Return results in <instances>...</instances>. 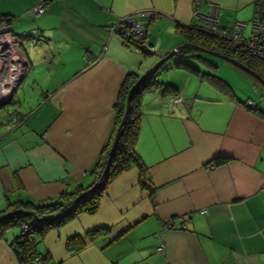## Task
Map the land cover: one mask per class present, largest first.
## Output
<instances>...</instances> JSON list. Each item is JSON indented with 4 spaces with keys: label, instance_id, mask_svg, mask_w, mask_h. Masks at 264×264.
<instances>
[{
    "label": "crops",
    "instance_id": "obj_1",
    "mask_svg": "<svg viewBox=\"0 0 264 264\" xmlns=\"http://www.w3.org/2000/svg\"><path fill=\"white\" fill-rule=\"evenodd\" d=\"M39 1L0 0L28 63L9 103L17 108L0 117V211L91 185L113 141L125 76L143 75L183 43L176 22L195 21V0H46L35 16ZM209 2L219 6L220 27L247 19L241 8L255 13L253 0H200L198 9L208 12ZM146 12L157 13L145 20L149 55L112 29ZM218 77L223 85L173 67L158 71L160 84L141 98L135 144L152 191L140 186L135 165L117 174L95 212L43 236L45 264H264V106L249 97L253 90H232ZM16 231L0 239V264H19L9 245ZM74 235L81 241L67 248Z\"/></svg>",
    "mask_w": 264,
    "mask_h": 264
},
{
    "label": "trees",
    "instance_id": "obj_2",
    "mask_svg": "<svg viewBox=\"0 0 264 264\" xmlns=\"http://www.w3.org/2000/svg\"><path fill=\"white\" fill-rule=\"evenodd\" d=\"M253 5L255 13L252 17L258 16L261 20H264V0H253ZM156 15L155 13L154 15H144L141 19L146 24L145 20L147 17L150 20ZM196 21L197 19L195 18V21L189 24L176 22L175 31L178 35L182 36L183 43L197 45L203 49H208L235 58L249 68L257 71L264 79L263 59L250 55L242 46H234L230 41L218 36L216 33L205 31L197 25ZM126 28L128 30V27L121 28L120 34L125 36L127 44H133L134 47L143 55L153 53L152 50L142 44V41L134 39L131 35H128L127 37ZM222 28L230 27L223 26ZM205 54L207 53L192 47H184L173 57L167 59L153 74L145 78L140 85L134 89L129 103L128 117L111 156L106 175L101 184L94 191L75 203L76 199L82 192L93 186L104 170L112 140L103 148L95 168L92 170L94 173V180L88 187H76L72 191L62 192L58 195V197L41 203L17 201L10 204L6 210L0 211V239L6 238L5 234L8 230L12 228L17 230L9 240V245L12 248L19 264H45L48 256L41 255L37 249L38 243L41 241L43 236L49 230L64 225L79 214L95 212L99 205V199L105 191L109 181L117 174L129 169L130 166H137L139 171L138 181L140 186L143 188H149V190L152 191V187H150V179L146 175L145 165L135 150V144L139 133V120L141 116L140 105L143 92L160 84V82L156 81L155 76L158 71L167 67L182 69L192 74L201 75L216 84L218 83L223 85V80L211 71H201L199 69V62L206 63L208 68L211 70H214L217 67L215 62L204 56ZM139 77L140 76L137 73L132 72L128 73L123 80L116 104V128L120 123L125 110L127 93ZM163 91L167 93H174L175 87L170 84H164ZM11 211L14 212L10 215H5ZM101 229L104 232L107 228H96L90 230L88 234L98 233ZM73 241H81V238L77 235L68 238L66 240L67 248H70Z\"/></svg>",
    "mask_w": 264,
    "mask_h": 264
},
{
    "label": "built area",
    "instance_id": "obj_3",
    "mask_svg": "<svg viewBox=\"0 0 264 264\" xmlns=\"http://www.w3.org/2000/svg\"><path fill=\"white\" fill-rule=\"evenodd\" d=\"M46 0H40L32 8L33 15L37 16L44 12ZM200 0L194 1L193 17L197 19V25L205 31L216 33L218 36L230 41L234 46H242L252 56L264 60V20L258 16L252 17L249 22L236 21L230 28L218 26L219 6L215 2H209V11L202 12L198 9ZM155 12L129 15L115 24L112 28L120 29L128 27L127 36L142 41L147 48H151L147 38V27L142 21L144 15H154ZM157 13H155L156 15ZM157 16V15H156ZM250 24V33L245 36L244 30ZM112 31V32H113ZM21 36L12 32L10 19L0 16V98L9 94L17 85L21 74L28 68V63L21 60L19 44ZM137 50V49H136ZM173 102H180L181 97H173ZM264 188V184H263Z\"/></svg>",
    "mask_w": 264,
    "mask_h": 264
},
{
    "label": "water",
    "instance_id": "obj_4",
    "mask_svg": "<svg viewBox=\"0 0 264 264\" xmlns=\"http://www.w3.org/2000/svg\"><path fill=\"white\" fill-rule=\"evenodd\" d=\"M184 47H192L194 49H197L199 51L205 52L207 54H210L212 56H217L220 57L228 62H230L231 64H233L234 66H236L237 68L243 70L244 72H246L247 74L251 75L253 78H255L261 85L262 87H264V79L262 78V76L255 70L249 68L248 66L244 65L243 63H241L240 61L236 60L235 58L229 57L227 55H223L220 54L218 52L215 51H211L208 49H203L202 47H199L197 45H193V44H189V43H182L179 44L178 46H176L175 48H173L170 52H168L167 54H165V56H163L159 61H157L147 72H145L143 75H141L136 82L131 86V88L129 89L127 96H126V103H125V110L124 113L121 117L120 123L118 124L114 137H113V141L111 143V146L109 148V152H108V158L106 161V165L104 167V170L102 171L101 175L99 176V178L95 181V183L93 184V186L91 188H89L88 190L82 192L79 197L76 199L75 203L80 201L83 197H85L86 195H88L89 193H91L92 191H94L102 182V180L104 179L105 175H106V171L108 169L109 163H110V159L111 156L114 152L116 143L123 131L124 128V124L126 123L127 117H128V113H129V103H130V99L132 96V93L134 91V89L140 85V83L147 78L149 75L153 74L167 59L173 57L175 54H177L179 51H181ZM12 94H13V90L7 94L6 96H4L3 98H0V107L10 103L11 98H12ZM14 211L8 212L5 215H10L12 214Z\"/></svg>",
    "mask_w": 264,
    "mask_h": 264
},
{
    "label": "rangeland",
    "instance_id": "obj_5",
    "mask_svg": "<svg viewBox=\"0 0 264 264\" xmlns=\"http://www.w3.org/2000/svg\"><path fill=\"white\" fill-rule=\"evenodd\" d=\"M207 10L209 11L208 8H207ZM238 12H239L238 13L239 15L248 16L247 19H249L252 16L251 12L249 14L247 12V9H245V8H241ZM247 19H244L243 21H247ZM249 20H248V22H249ZM249 33H250V24L248 23V25L246 26V28L244 30V34H245V36H247V35H249ZM204 56L216 63L217 67L212 72L215 75L220 76L223 79H225L228 82V84L231 86L232 90H242V91L243 90H253L249 94V97L254 98L256 103L264 106V98L262 100H260V94L264 93V87L259 85V83L253 77H251L246 72H243L242 70L238 69L236 66L231 64L230 62H228V61H226L220 57L212 56L209 54H205ZM207 70H209V69H207ZM255 90H259L260 92L255 91ZM17 91L18 90H16V92ZM23 91L26 92L27 90H23ZM18 95H20V96L22 95L21 90H19ZM15 98H16V96H15ZM14 107L17 108L16 104L14 106L13 104L8 103V104L1 106L0 107V117L1 116L5 117L8 114H12L14 112V109H15Z\"/></svg>",
    "mask_w": 264,
    "mask_h": 264
}]
</instances>
